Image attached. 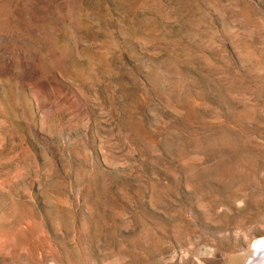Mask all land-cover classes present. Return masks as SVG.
Returning a JSON list of instances; mask_svg holds the SVG:
<instances>
[{
	"label": "rangeland",
	"instance_id": "obj_1",
	"mask_svg": "<svg viewBox=\"0 0 264 264\" xmlns=\"http://www.w3.org/2000/svg\"><path fill=\"white\" fill-rule=\"evenodd\" d=\"M263 245L264 0H0V264Z\"/></svg>",
	"mask_w": 264,
	"mask_h": 264
},
{
	"label": "bare ground",
	"instance_id": "obj_2",
	"mask_svg": "<svg viewBox=\"0 0 264 264\" xmlns=\"http://www.w3.org/2000/svg\"><path fill=\"white\" fill-rule=\"evenodd\" d=\"M252 264H264V247L258 246L255 250L252 257Z\"/></svg>",
	"mask_w": 264,
	"mask_h": 264
},
{
	"label": "clouds",
	"instance_id": "obj_3",
	"mask_svg": "<svg viewBox=\"0 0 264 264\" xmlns=\"http://www.w3.org/2000/svg\"><path fill=\"white\" fill-rule=\"evenodd\" d=\"M249 264H251V262H249Z\"/></svg>",
	"mask_w": 264,
	"mask_h": 264
}]
</instances>
